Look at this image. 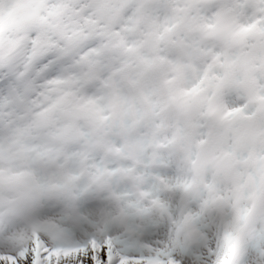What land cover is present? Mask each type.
<instances>
[{
  "label": "clouds",
  "instance_id": "1",
  "mask_svg": "<svg viewBox=\"0 0 264 264\" xmlns=\"http://www.w3.org/2000/svg\"><path fill=\"white\" fill-rule=\"evenodd\" d=\"M82 256L264 264V0H0V264Z\"/></svg>",
  "mask_w": 264,
  "mask_h": 264
},
{
  "label": "snow or ice",
  "instance_id": "2",
  "mask_svg": "<svg viewBox=\"0 0 264 264\" xmlns=\"http://www.w3.org/2000/svg\"><path fill=\"white\" fill-rule=\"evenodd\" d=\"M97 255H99V251L97 252ZM80 259L83 261V264H88L87 256H82Z\"/></svg>",
  "mask_w": 264,
  "mask_h": 264
}]
</instances>
